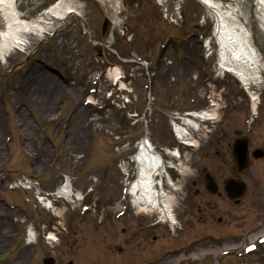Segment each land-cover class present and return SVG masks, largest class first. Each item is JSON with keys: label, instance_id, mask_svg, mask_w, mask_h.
Instances as JSON below:
<instances>
[{"label": "rangeland", "instance_id": "374dc122", "mask_svg": "<svg viewBox=\"0 0 264 264\" xmlns=\"http://www.w3.org/2000/svg\"><path fill=\"white\" fill-rule=\"evenodd\" d=\"M59 1L16 0L23 20H41L45 31L25 34L22 48L0 56V252L13 251L0 264H44L50 256L56 264H264V161L245 177L249 192L236 204L224 191L226 174H217V196L193 186L196 152L210 139L188 147L176 138L175 125L212 102L224 130L251 106L239 80L218 70L207 7L116 0L113 28L109 0H73L80 17L65 19L48 13ZM215 1L235 13L264 55L258 1ZM4 29L0 13V38ZM116 67L118 81L110 73ZM146 140L178 185L165 187L175 196V228L156 224L162 214L139 211L126 192ZM175 148L181 159L167 153ZM180 161L185 174L170 166ZM67 183L72 203L59 194ZM54 227L57 241L49 242Z\"/></svg>", "mask_w": 264, "mask_h": 264}, {"label": "bare ground", "instance_id": "6f19581e", "mask_svg": "<svg viewBox=\"0 0 264 264\" xmlns=\"http://www.w3.org/2000/svg\"><path fill=\"white\" fill-rule=\"evenodd\" d=\"M112 4L115 24L120 23L118 17V3L114 0H109ZM209 9L211 15L217 21V28L215 30V37L220 45L219 61L223 72L236 75L245 85H255L260 81V73L263 70L264 61L262 60L259 49L256 46L253 33L240 23V20L235 16V13L225 11L224 6L215 0H199ZM258 1V10L260 12L259 18L263 22L264 28V0ZM0 13L5 24V29L2 31L0 38V56L5 55L9 50L17 48L22 43V38L25 34L44 32L45 26L41 20L25 21L21 18L16 0H0ZM48 13L65 19L71 16H80L79 11L74 7L73 0H60L53 5ZM114 79L117 80L121 75V69L115 68L110 71ZM217 118V109L196 114L194 117L185 119V124L192 128H198V132L202 134L204 128L202 123L207 120H214ZM191 128V129H192ZM208 130V129H207ZM177 132L180 136H186L183 128L177 127ZM184 136V137H185ZM190 145H197L195 135L187 138ZM174 156L178 152L171 153ZM162 156L152 147V145L145 141L140 153L136 157L138 164L137 182L132 186L131 193L136 192V199L134 204L141 212H155L158 211L166 217L173 218L172 211V193L163 189H156L154 184H161L157 180V176L166 172L164 166H161ZM180 169L183 173L188 172L189 167L181 162ZM170 183L171 179L169 180ZM178 188L177 184H172ZM164 186V185H163ZM60 195L65 199L74 202L72 198L71 186L67 183L60 190ZM77 198H81L77 194ZM45 207L51 208V205L46 204ZM57 215H61V211H55ZM33 237L30 236V239Z\"/></svg>", "mask_w": 264, "mask_h": 264}, {"label": "flooded vegetation", "instance_id": "af4514ba", "mask_svg": "<svg viewBox=\"0 0 264 264\" xmlns=\"http://www.w3.org/2000/svg\"><path fill=\"white\" fill-rule=\"evenodd\" d=\"M206 139H210V145L205 148L200 147L194 158L193 186L198 191L202 188L206 189V177L212 176L220 188V183L216 178L217 174L222 173L226 174L223 180L225 188L230 180L245 181V177L254 169L256 163L264 161V86L261 89L259 107L254 114H251L249 110H244L239 115L231 116L229 126L225 130L215 126L210 130ZM245 146L250 168L245 173L239 174L236 153L241 152ZM211 153L213 155L210 156ZM212 156L220 161L216 167L209 163ZM8 249L10 246H7ZM23 260L24 257L22 258L21 255L18 262L23 263Z\"/></svg>", "mask_w": 264, "mask_h": 264}, {"label": "water", "instance_id": "95a60500", "mask_svg": "<svg viewBox=\"0 0 264 264\" xmlns=\"http://www.w3.org/2000/svg\"><path fill=\"white\" fill-rule=\"evenodd\" d=\"M240 158V157H238ZM241 160H243L245 162V164H247V158L243 157ZM241 160H239L241 162ZM243 163H240V166ZM214 186H212V183L210 182L208 185V188L210 190H212L214 193L216 192V189L213 188ZM247 191V186L244 183H237V182H231L230 186L228 187V192L230 194V198L231 199H239L241 197H243L246 194ZM6 256H1L0 260H5Z\"/></svg>", "mask_w": 264, "mask_h": 264}]
</instances>
